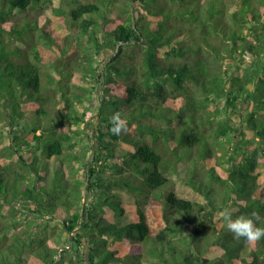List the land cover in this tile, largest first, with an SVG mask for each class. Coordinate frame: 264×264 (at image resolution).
Wrapping results in <instances>:
<instances>
[{
  "label": "trees",
  "instance_id": "1",
  "mask_svg": "<svg viewBox=\"0 0 264 264\" xmlns=\"http://www.w3.org/2000/svg\"><path fill=\"white\" fill-rule=\"evenodd\" d=\"M263 57L264 0H0V264H264Z\"/></svg>",
  "mask_w": 264,
  "mask_h": 264
},
{
  "label": "rangeland",
  "instance_id": "2",
  "mask_svg": "<svg viewBox=\"0 0 264 264\" xmlns=\"http://www.w3.org/2000/svg\"><path fill=\"white\" fill-rule=\"evenodd\" d=\"M56 6L58 5V2L54 3ZM109 54L111 53L110 51L108 52ZM253 57L251 55H246V57L244 58V62L245 60H247V62L244 64V68L248 69L250 68V64L252 61ZM261 62L264 63V57L262 60H260ZM76 79V78H75ZM75 82H77L78 84H80L81 86H88L87 83L85 81H81V80H75ZM93 107L92 110L90 112L87 113L86 116V120L87 122H89V133L94 134V131L96 130V124H97V119L94 116L95 112L98 109V105H97V101L94 99L93 100ZM78 109L80 112H83V105L78 104ZM232 118H234V120L232 121H236L238 124H241V119L239 116H237L236 114L232 116ZM75 128V126L73 127ZM82 128H84V125L82 126ZM8 132V129H7ZM81 150L80 147H77L75 149V152H79ZM189 151L187 149H183V154H186V152ZM204 151L202 150L201 152L198 151L195 154L194 159L190 162V173L189 175L192 176L193 175V170H200L199 174L204 175L205 177L210 176V172L208 171V169L206 170L205 167L207 166L204 161H203V157H204ZM173 158V157H172ZM52 165L55 166V162H52ZM186 165L188 166L187 162H183L180 165V170H179V174H176L174 176H172V180H173V188H175L176 193L178 194L179 197L181 198H185L188 200H193V201H197L200 203L205 204L207 201L205 199V197L203 195H201L200 193L196 192L195 190H193L190 186L187 185L186 181H185V173L187 171ZM206 170V171H205ZM259 172H264V165L261 164L258 168ZM214 187L216 189L219 190V192L217 191V194L215 195V200L217 201L218 205L219 204H224L225 203V189L224 187L219 186L220 184L217 183H213ZM163 190H165V194H168V192L170 191L169 187L166 186ZM264 201V198H263ZM225 205V204H224ZM128 221L124 220L123 223H126ZM193 227L190 226L187 228L186 232L190 231ZM221 228H226V226L224 225V223H222V227ZM209 242H212L213 240H216L214 238H210L209 237ZM119 246L124 245L123 242H118ZM87 246L84 244V251H86Z\"/></svg>",
  "mask_w": 264,
  "mask_h": 264
},
{
  "label": "clouds",
  "instance_id": "3",
  "mask_svg": "<svg viewBox=\"0 0 264 264\" xmlns=\"http://www.w3.org/2000/svg\"><path fill=\"white\" fill-rule=\"evenodd\" d=\"M109 123L112 125L110 130L114 135L119 136L128 131L127 123L120 111L113 113ZM218 215L235 240L239 241L243 238L246 243L254 245L264 239V226H259L264 223V218L258 211L253 210L250 213L233 217L231 211L225 208Z\"/></svg>",
  "mask_w": 264,
  "mask_h": 264
},
{
  "label": "water",
  "instance_id": "4",
  "mask_svg": "<svg viewBox=\"0 0 264 264\" xmlns=\"http://www.w3.org/2000/svg\"><path fill=\"white\" fill-rule=\"evenodd\" d=\"M72 235H73V234L71 233V234H70L71 242H72V238H73ZM71 242H70V243H71ZM71 246H72V245L70 244V246H69L68 248H71Z\"/></svg>",
  "mask_w": 264,
  "mask_h": 264
}]
</instances>
